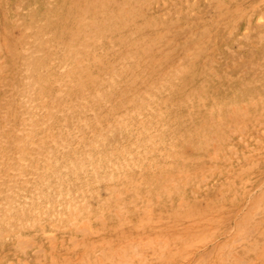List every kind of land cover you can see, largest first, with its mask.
<instances>
[{"label": "bare ground", "instance_id": "6f19581e", "mask_svg": "<svg viewBox=\"0 0 264 264\" xmlns=\"http://www.w3.org/2000/svg\"><path fill=\"white\" fill-rule=\"evenodd\" d=\"M45 1L44 15L34 13L27 0L13 4L16 53L6 30L0 37V264H34L30 254L40 264H231L240 259L238 248L258 254L251 232L264 228V177L254 179L261 181L258 190L248 179L235 180L234 167L242 162V171L264 155V122L250 111L264 105L262 90L247 101L212 97L209 105L204 92L195 97L198 86L182 92L178 81L196 49L185 47L169 67L158 63L168 60L175 39L167 21L180 8L153 0ZM197 1L184 0L186 19L199 15ZM242 13L243 27L237 30L234 19L222 33L239 39L238 50L253 24L264 28L263 10L248 7ZM215 17L209 21L219 29ZM259 30L258 41L264 42ZM7 53L15 59L9 84ZM206 72L219 75L213 61ZM200 106L207 116L199 115ZM249 119L252 132L243 128ZM213 127L235 135L223 152ZM199 156L207 169L196 166ZM214 171L218 176L211 177ZM187 189L193 201L209 190L222 199L242 196L243 190L256 194L238 203L233 225L215 238V227L224 221L220 208L188 215L187 223L180 222L182 213L164 221V206L189 207ZM244 216L251 220L248 226ZM111 223L114 242L105 231ZM177 255L182 260L172 263Z\"/></svg>", "mask_w": 264, "mask_h": 264}, {"label": "rangeland", "instance_id": "374dc122", "mask_svg": "<svg viewBox=\"0 0 264 264\" xmlns=\"http://www.w3.org/2000/svg\"><path fill=\"white\" fill-rule=\"evenodd\" d=\"M1 1L2 0H0V2ZM7 1L4 0L3 3L2 2L0 3V6H1L0 7V37H3L5 30H6V32H7L6 34L8 35L7 39L9 40L10 45H11L10 46L11 52L13 51V53H16L17 48H18V42L15 40V37L19 34V28L15 25L13 20L10 18V14H9V13L13 14V9H12L13 7L12 6H13V4H15L16 0H9L8 2ZM27 1L29 3H32L33 6H35L34 13H38V14L42 13L44 15L49 9V6L47 5V2L45 0H42V1L41 0H31V1L27 0ZM34 1H35V3H34ZM70 1L71 0H60L61 3H66L67 5L70 4ZM153 1H155V3L157 5H163L164 3H167L168 6L171 7L172 10H174V8L175 9L176 8L181 9V10L177 9L178 10L177 12H179L177 17L170 16L169 17L170 21L169 20L167 21V27L172 32L175 40L168 47V50H169L168 51V60L166 62L165 61H159L158 63L162 64V66L165 65V66L169 67L173 62H175L179 58H181L182 53H183V49L185 47L191 46V47H194L196 49L193 58L190 59L191 62H190V65L188 66V70H187L186 75L184 76L183 80L178 81L179 87L181 88L182 92L193 91V88L198 86L199 87L198 90L195 91L194 93L196 94L198 92H201V93L204 92V94H205L204 98L206 100L207 105H209V103H210L209 100L212 97L218 98L220 101L229 100L230 102H234V101H247L250 97H254V95L256 93H258V91L260 92L261 90H262V93L264 94V88H263V86H261L263 84L262 82H264V81H261V80H263V77H264V42L258 41V33L260 31L259 29H262L264 32V28H259V27L257 28V26L255 24H253L254 26L252 25L253 28H252V26L250 27V33H249L247 39L244 40L245 46L242 48H239V50H238L239 39L236 36H230L231 37V39H230L229 36L222 34L224 31V27L228 26L230 24L229 22L233 21L234 19L237 20V22H236L237 30L238 29L240 30L243 27L245 22L243 21L244 18H243L242 12H244L248 7L255 8V10H263L264 11V2H263L264 0H247L248 2L246 0H239V1L238 0H229V1L228 0H217V1L212 2V3L205 2L203 0H198L195 6L198 9L199 15L191 16L188 19L185 18L184 14H181L183 11L182 8H184V6H183L184 0H153ZM77 2H78V5L84 4L83 0H77ZM170 2H172L173 4H170ZM241 3H242V5H241ZM3 4H5V5H3ZM242 7H244V8H242ZM238 8H240V9H238ZM235 9H237V10H235ZM43 10H45V11L43 12ZM139 11L143 15L150 16L149 15L150 13L146 10V7H141L139 9ZM72 14H73V16H71V17L75 18L74 16L77 14L76 8H72ZM211 16H214V17L216 16L214 19L219 22V25H220L219 29L217 26H214L213 23L209 21L210 20L209 18ZM184 18L186 19V21ZM52 22L53 21H50V23L48 22L51 26L49 24L48 25L51 29L56 30L57 24L52 23ZM12 24H14V25H12ZM239 24H240V26H238ZM216 32H217V34H216ZM215 40H216V42H215ZM158 41L163 42L164 40L160 39ZM183 41H185L184 44H182ZM185 44H186V46H185ZM219 45L220 46L222 45V46L220 47ZM232 52L235 53V56L232 55ZM9 53L6 54V61L8 60L7 61L8 67L5 71L6 75L4 77L6 84H9L13 79V74L11 72V69H12V64H14V61H15L14 56H12V54H9ZM234 57L236 58L237 61H235ZM221 59H223V61H221ZM203 60H204V63H203ZM211 61L214 62L215 67L217 69V72L219 74L216 79L211 77L206 72V68L210 64ZM220 61L222 63L223 62L224 63L220 64ZM235 64H237V65H235ZM228 66L230 67V69ZM226 69H228V70H226ZM229 71H230V73H229ZM231 73H232V75H231ZM239 74H242L241 76L244 78H242ZM246 74H249L248 77ZM245 77H246V80H245ZM236 79H237V81H232V80H236ZM247 81H250V82L252 81L251 85L247 84ZM235 82L238 84L235 85ZM260 82H261V84H259ZM213 83H214V85H213ZM242 83H244V84L242 85ZM257 84H258L259 88H257ZM241 87H242V89H241ZM201 93H198V94H201ZM232 93H233V95H232ZM1 94H2V90H0V95ZM198 94H196L195 97ZM214 94H215V96H214ZM239 95H240V97H239ZM229 97H231V98H229ZM242 97L244 100L243 99L241 100ZM244 97H246V99ZM182 107L183 106H181L179 108H180L181 116H184L185 111H182V110H184ZM198 109H199L198 113L200 116H204L205 114H206L205 116H207L206 110L203 106H200ZM228 109H229V107H227V106L224 107V113H223L224 115L227 114ZM262 109L264 111V105L263 106L261 105L259 108H256L255 110L250 109L251 115H253L252 118L254 117L253 118L254 120H255L256 115L259 114V116L256 117L257 118L256 121L264 122V114H262V112H263ZM257 110L258 111L261 110L262 112L256 113ZM199 125L201 126L202 129L205 128L204 123H202V124L200 123ZM213 128H214L213 132H215L214 138H216L215 140H217L219 142L218 144L221 145V150L223 152L224 144L229 140V137H233L235 135L232 132H229L227 134V133H223V132L218 131L216 127H213ZM243 128H245V130L247 132L253 131L250 119L246 120V124H244ZM230 134L232 136H230ZM188 150L190 151V153L192 152L191 151L192 149L190 147H188ZM263 161H264V155L262 157H260L258 160H256L255 163L248 165V166H245L244 167L245 169H243L241 171L242 162H240V163L236 162V158H235V162H236L235 165L236 166L234 168L237 170V172L235 174V177H236L235 180L239 181L240 178L243 177V178L249 180V183L251 184V186L250 185H248V186H250L252 188H255V186H256V188L258 189L260 186H262L261 181H260V179H262V178H260V176L264 177L263 176L264 167H262V166H264ZM259 165H260V167H259ZM196 166H198L200 169H207V163H206L205 158L199 156L196 160ZM224 166L225 165L222 164L219 169H222V171L225 172ZM188 168L193 169L192 166H188ZM256 168H258V169H256ZM251 171L254 173H252ZM242 172L244 174L248 173L250 175L247 174L246 176H248V177H246ZM210 174H211L210 175L211 177L218 176V172H216V171H214L213 173L210 172ZM257 175L259 177H257ZM256 178H260L259 182H258V179L254 180ZM186 191H187V193L185 194V196L187 198H189L188 201L190 200V205H189L190 209H189V207H186L182 210L176 211V210H173L174 208L172 209L169 206H164L163 207V210L165 211V216H164L165 220L164 221L172 222L171 220H173L175 218V216H176V218H178L177 215H180L177 213H182L181 218H182V216H184V218H182L180 220V222L181 223H183V222L187 223L188 220L186 221L187 218H185V217H187L188 215L189 216H192V215L197 216L198 213L203 212V211H206L207 213L211 214L213 209L220 208L221 213L224 215V221H222L219 225H217L215 227V229H216L215 233H214L215 238L222 235L226 229H230V226H232L234 223V217H236L235 214L237 212L238 207L242 206L246 202L245 200H247L246 198L249 195L251 196V198H253L256 194V193H250V192H248V190H246V191L243 190L242 191L243 193L241 191H239L242 195V196L239 195L240 198L238 197V195L235 198L234 197L230 198V194H227L226 197L224 199H222V198H219L217 196V193L215 191L209 190V191L205 192V195L203 196L204 199L199 200V201H193L189 196H187V195H189L188 189ZM206 197L209 199H206ZM242 197H243V199H242ZM240 202L241 203L243 202V203L241 204ZM238 203H239V205H238ZM237 205H238V207H237ZM157 207H156V209H157ZM173 211H176V212H173ZM139 217H141V216H139ZM244 217L245 218L243 219L242 222L246 226H248L251 223V220H249V217H247V216H244ZM166 218L168 220H166ZM254 229L257 232V233H255L256 235L254 234L255 231L251 232V234L253 233V236L257 238V241H255L254 239L252 241L256 242L258 254H253L251 252V250H249L248 247H246L243 249L238 248V256H240L239 257L240 259L241 258L242 259L246 258L247 260L250 259L252 264H264V228H262L260 226H258V227L255 226ZM156 230H159V228H156ZM105 231H106V235L108 236V238L111 239L113 242H114V240L117 239L116 238L117 237L116 232L113 231V223H111V225H107V228L105 229ZM188 237L192 238V235L188 236ZM4 248H5V251H7V252L9 251L8 250V248H9L8 244L4 243ZM91 249L90 250L87 249L89 255L92 254ZM49 250H50V248L46 246V251L49 252ZM81 251H83V250H81ZM30 258H32L34 264H40L39 261L37 260V258L35 256H33L32 254H30ZM240 259L232 261L231 264H243V261H240ZM180 260H182V256H180V255L174 256V257H172V259H170V261H172V263L175 261H180ZM253 261H255V262L253 263Z\"/></svg>", "mask_w": 264, "mask_h": 264}]
</instances>
